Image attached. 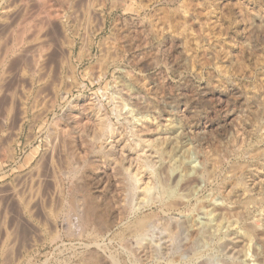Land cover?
I'll use <instances>...</instances> for the list:
<instances>
[{
	"label": "bare ground",
	"instance_id": "obj_1",
	"mask_svg": "<svg viewBox=\"0 0 264 264\" xmlns=\"http://www.w3.org/2000/svg\"><path fill=\"white\" fill-rule=\"evenodd\" d=\"M39 1V21H29V34L23 27L16 35L17 29L9 42L7 31L0 32V234L12 235L8 215L26 220V264L36 255L40 264H264V174L237 172L233 183L218 182L216 147L199 137L205 125H187L186 108L165 103L159 88L135 71L163 60L158 46L124 65L125 47L140 42L133 15L147 6L139 0ZM17 2L22 9L27 1ZM8 7H0V20L8 18ZM118 10L110 41L97 42L96 28L82 35L70 28L81 12L84 22L100 18L102 31ZM53 21L61 33L49 28ZM192 21L184 16L181 24L190 30ZM85 126L93 132L90 142L82 136ZM5 247L0 264H13Z\"/></svg>",
	"mask_w": 264,
	"mask_h": 264
},
{
	"label": "rangeland",
	"instance_id": "obj_2",
	"mask_svg": "<svg viewBox=\"0 0 264 264\" xmlns=\"http://www.w3.org/2000/svg\"><path fill=\"white\" fill-rule=\"evenodd\" d=\"M0 1V7L2 8L6 7L8 4L9 7L11 5V7L15 8L12 9L10 7L11 11L9 12V16L3 15V17L6 16L8 18L5 20H0V23L3 22L0 24V27L4 26L3 28H0V32L3 33V35H7L6 33H8V35L5 37V41L12 42L14 37H18L14 35L17 33L16 30L19 29V31L17 30L18 33L16 34L18 35L21 33L20 30H23V27L27 32L26 34H29L30 27L28 26L30 25V22L34 21L31 22L32 25V23L39 21V18L37 20V17H39L37 12L39 10L38 5H40V1L34 0L33 2L32 0L31 2V0H25L27 1L24 2V6L27 5L25 11L26 13H29L27 15H24L25 11L22 10L24 6H22L21 9V4L23 2H17L18 0ZM139 1L143 3L144 6H147V8H145V10L147 9V12L145 13L144 11L140 10V14L133 15V21H135L134 24L136 25L139 23L137 33L143 34L146 32V34L143 35L147 36H141L138 34L137 37L135 36V42H140L137 43V45L134 42V46L137 47H133L132 45L133 48L128 47V50L125 47L126 56L123 60L124 65L127 64L126 61H128V59H130L132 56L135 58V60L140 59L141 52H143L146 48V50H148V48L151 47L149 48V51L151 50V52L154 53L153 49H156V46H158V48L161 49L163 55L160 57V60H163L159 61L157 65H151L147 69H141L140 65H136L137 68L136 66L134 67L135 71H137L139 74V71L141 70L140 77H146L147 82L151 86L154 88H159L157 89V93H162L161 96L164 97L165 103L169 104L170 106L173 105L174 107L179 106L181 109L186 108L183 119L185 118L184 121L186 120L185 122H187V125L199 126L201 128H203L205 125L203 128L205 129L204 133L200 132L199 137L201 135L202 139H200L203 140L201 142H204L203 144L205 146L210 148L213 146L216 147L217 152L215 153L216 155L214 154L213 159L214 161H217V167L215 171L217 172L216 179L218 182L222 181L220 183L231 184L234 182L235 178L240 172L248 173L246 177H250L252 174H254L253 171L264 174V0ZM28 4L30 9H28ZM52 4L53 6L55 5L54 7H56L59 3L58 1H54ZM14 5L20 9L18 10ZM18 5H20V7ZM33 8H35L34 11ZM13 10L17 12H14ZM2 11L3 10L0 9V15L3 14ZM119 12L120 10L113 11L112 14L106 18V26L103 27L102 31L97 29L101 26L100 18L95 16L93 19L91 18L89 23L87 20L84 22L81 12L79 14L80 16H78L80 18L75 19L74 25H71L72 27L70 26V28L74 30L78 28L77 30L80 35H82L86 29L92 30L94 28L92 31L95 32L96 28L95 33H97V42L101 38L105 37L107 41H110V38H112V33L109 27L114 16L116 17V15L120 14ZM14 14H17L18 16H15ZM179 16L181 19L179 18L178 20L177 18ZM184 16H187L188 18L190 17L191 21L194 20L191 22L192 25L190 26V30L192 29V26L193 28L195 27L194 30L192 29L190 31L188 30L189 26L184 28L185 26L181 24L182 17ZM8 19L10 23H8ZM53 22L49 25V28L53 29L54 31L56 30V33H61V31L58 30L60 27L57 22ZM99 23L100 25H98ZM20 26L22 27L20 28ZM88 26L91 28H87ZM179 26L183 28L181 29ZM140 28H144L145 32H142L144 29L139 30ZM50 29L47 28L46 31L53 33L54 31L51 30V32ZM2 30L7 32L4 33ZM8 30L10 31L8 32ZM145 37L148 40L144 39ZM9 38H12V41L11 39L9 40ZM145 40L147 42H145ZM141 45H144V47ZM93 53H98V50L93 48ZM5 84H7V86L11 85L10 82L9 84ZM137 84L138 88L140 89L141 82L139 80L136 83V86ZM231 85H233V87ZM230 86L235 90L230 91ZM89 93L90 92H86L84 97L89 98ZM51 113L52 112L47 113L48 115L46 118L49 120L52 118ZM56 113L59 115L61 113V109H57ZM2 114L3 109L0 106V115ZM225 119L228 122H226L227 124L224 123ZM8 124H11L10 121ZM9 125L8 128L11 129L12 126L10 125L9 127ZM235 126H237V129H239L237 132ZM83 129V138L87 142H90L93 133L92 129L88 128L87 126H85ZM241 136L243 137L241 138ZM231 137L233 138V141ZM72 140L77 142L79 140V134L76 132L75 134L73 133ZM80 150L81 148L79 150L77 149V151ZM18 156L22 157L23 152L21 153V151L18 150ZM243 163L245 164L242 165ZM251 164H254L255 166H252ZM237 166L238 168H236ZM6 172L11 174L10 171ZM249 173L251 175H249ZM262 179H264V176ZM1 184H3V181L0 174V185ZM262 184L264 185V183ZM259 194L262 196L261 192H255L257 197H261ZM121 198H123V195H121ZM10 212L11 211H9V214ZM12 217V215H10V217L8 215V218L5 222L7 223L9 221L10 223H4L5 226H8V229L10 228L9 231L12 235L9 236L8 239H5L4 236L0 234V250L2 245L5 247L7 244L5 248L8 249V255L10 257L9 260L13 262L15 261L13 264H26V220L19 221L15 218L13 219ZM11 226H13V228ZM3 243H5V245ZM39 251L41 253L43 248H39ZM39 256L40 255L35 256L36 261L33 262L34 264H40ZM1 262L2 261L0 260V263ZM4 262L5 261L3 260V263Z\"/></svg>",
	"mask_w": 264,
	"mask_h": 264
}]
</instances>
